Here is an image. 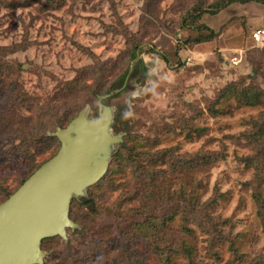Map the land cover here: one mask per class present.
<instances>
[{
	"label": "rangeland",
	"instance_id": "obj_1",
	"mask_svg": "<svg viewBox=\"0 0 264 264\" xmlns=\"http://www.w3.org/2000/svg\"><path fill=\"white\" fill-rule=\"evenodd\" d=\"M216 1L0 0V202L59 147L56 140L37 143L39 126L48 135L73 112L98 116V78L90 65L108 82L125 69L126 50L138 39L142 63L133 69L131 59L128 79L104 100L112 109V126H118L113 133H122L131 147L135 140L152 150L174 147L183 158L209 155V163L199 161L182 172L173 188L184 185L200 202L216 193L210 213L225 219L222 231L238 250L230 248L231 240L213 236L214 225L204 212L187 223L191 232L179 231L176 218L168 233L195 245L191 264H254L264 255V221L254 188L259 185L264 200V169L245 159L254 154L251 118H264V103L247 105L231 91L222 94L230 83L239 90L250 83L264 89V65L254 81L249 77L264 47V4L236 1L216 9L210 5ZM201 7L205 10L196 17ZM207 27L214 31L208 39L203 38ZM257 28L259 42L252 39ZM111 169L112 163L105 180L86 189L97 211H89L92 204L73 203L72 213L82 223L68 228L66 239L47 244V261L75 253L82 242L104 240L107 229L117 237L125 226L114 206L135 182L129 169L113 175ZM108 177L113 186L106 183ZM166 201L154 204L159 214L174 206ZM139 205L131 201L122 207L123 215ZM140 252L144 264H163L147 248ZM170 264L187 263L181 258Z\"/></svg>",
	"mask_w": 264,
	"mask_h": 264
},
{
	"label": "trees",
	"instance_id": "obj_2",
	"mask_svg": "<svg viewBox=\"0 0 264 264\" xmlns=\"http://www.w3.org/2000/svg\"><path fill=\"white\" fill-rule=\"evenodd\" d=\"M236 1H255L264 4V0H218L210 5L213 6V8L219 9ZM204 10L205 9H202V7L198 9L196 11V17H199ZM195 20L197 19L195 18L194 21ZM198 26L200 27L205 25L198 24ZM208 30L209 34L204 35L203 38L208 39L214 34V31L211 28H208ZM145 45L147 49H153L151 43L144 44V47ZM142 46V42L138 39L130 42V46L126 50L127 61L125 63V69L119 71L117 75L108 82L105 73H98V67L90 65V72L91 70L92 72L94 71L98 78L96 86L97 92L100 94H97V96L107 93L109 90L123 86L128 79V74L132 68V65L130 66L131 59L133 69L134 67L137 69L136 67L142 63V59L140 58L141 54L139 53V49ZM263 65L264 47L260 49L259 58L253 62L252 71L254 72V75L251 73L249 74V77L253 81L255 80V75L260 73V68ZM229 91L233 92L241 103L243 102L247 105L264 103V89L257 86L255 83L243 86L240 90L238 89L237 83H230L224 87L222 94H227ZM76 114L77 112H73L72 115L66 117L65 119L67 122H65L62 126H65ZM251 121L253 123V128L248 133V136H250V143L252 144L254 154L247 156L245 159L247 162L255 164L258 168L262 165L264 169V118L258 120L251 118ZM55 124H57V122ZM40 127L41 126L38 128L40 135L37 143H46L51 140H56L60 146V141L55 135H46V129ZM112 127L115 130L118 126L114 125ZM34 142L36 144V141ZM141 145L142 144L140 143L137 144L134 140V146H128L123 138V140L113 149L111 160L106 172L96 183L93 184L97 185L101 180H105L111 163V175L127 168L130 172V179L135 182V185L130 191L126 189H124L125 191H122V195L120 194V197L122 198H120L117 201L118 203L116 202L114 206L117 208L116 212L118 215L125 219V226L119 230L117 237L109 236L107 234L109 233L107 229L106 232L102 233V235L104 234L103 236H105L104 240L99 241L97 238H93L88 243L82 242L80 248L75 251V253H67L62 256L60 260L58 259L59 261L57 262L53 261V259L48 256L47 258L49 260L47 261L44 259V264H144L145 257L140 252L143 247L159 256L163 264H170L180 260L181 258L184 259L187 264H191L194 261L193 256L195 253V245L186 237L175 234L171 235L168 233V230L170 228L171 221H175L176 218H178V220H180V222H178V226H180L179 231L186 233L191 232V228L187 225V223L190 220H195V218L197 219L198 214H202L203 212L205 213L206 220L214 225V231H212V233H214L213 236L218 234L219 237L221 236L222 238L225 237L228 240H231L232 244L230 248L233 249L234 252L238 250L236 242L228 238L222 231L221 225L225 222V219H223L220 214L212 215L210 213L209 207H214L217 203L216 193L208 199L200 202L199 198L194 197V191H186L184 185L179 187L181 190L173 188L175 179L177 178L176 180L178 181L183 178L184 174L181 175L182 172L192 169L196 166V164H200L198 163L199 161L209 163L211 161L210 156L202 154L188 159L180 157L179 154H175L176 149L174 147H164L152 150L150 148H144L145 146ZM56 151L48 158L38 162L33 171L44 161L54 155ZM176 171L180 173V175H178ZM174 173H176L177 176L173 175ZM29 175H27L20 182V184ZM107 182L109 184L111 183L112 186L114 184V181H112L110 177L106 178V183ZM258 186L259 185L254 187L256 190L255 198L259 204L258 214L261 215L264 221V200L261 198V192ZM16 188L6 192L4 199L7 198ZM185 191L187 197L185 196ZM135 200L140 201V205L135 209V212H128L123 215V211L121 210L122 207ZM165 200H167L166 202H173L174 206L166 213L159 214L158 211L155 210L154 204L156 202H164ZM75 202L86 206L92 204V207H88L89 211L91 213H95L97 211L94 207L95 199L91 189L90 195L85 194L84 197H73L70 202L69 216L79 224L82 223V218L76 212L72 213L73 203ZM84 217H86V215H84L83 218ZM205 228L206 227L204 226L203 229L205 230ZM206 231L210 233L209 230ZM59 238H61L60 235L43 238L41 242L42 248L44 249L49 242L55 239L58 240ZM263 257L264 255L256 257L254 264H261V262L264 261Z\"/></svg>",
	"mask_w": 264,
	"mask_h": 264
},
{
	"label": "water",
	"instance_id": "obj_3",
	"mask_svg": "<svg viewBox=\"0 0 264 264\" xmlns=\"http://www.w3.org/2000/svg\"><path fill=\"white\" fill-rule=\"evenodd\" d=\"M120 88L98 96L97 117L81 110L49 131L60 141L56 153L0 202V264H44L42 239H66L67 228L79 226L69 216L72 198L84 197L104 175L114 146L123 140L122 133H113L112 109L104 103Z\"/></svg>",
	"mask_w": 264,
	"mask_h": 264
},
{
	"label": "built area",
	"instance_id": "obj_4",
	"mask_svg": "<svg viewBox=\"0 0 264 264\" xmlns=\"http://www.w3.org/2000/svg\"><path fill=\"white\" fill-rule=\"evenodd\" d=\"M252 39L256 42H259L261 40V29H255L252 31ZM233 62H236V57L232 59Z\"/></svg>",
	"mask_w": 264,
	"mask_h": 264
}]
</instances>
